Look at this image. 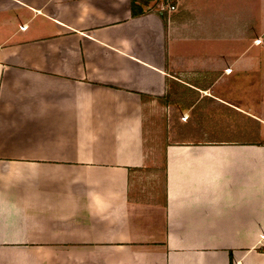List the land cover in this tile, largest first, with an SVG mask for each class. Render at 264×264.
Wrapping results in <instances>:
<instances>
[{
	"label": "crops",
	"instance_id": "0c3cea01",
	"mask_svg": "<svg viewBox=\"0 0 264 264\" xmlns=\"http://www.w3.org/2000/svg\"><path fill=\"white\" fill-rule=\"evenodd\" d=\"M260 3L0 0V264H264L262 118L201 50ZM172 84L179 111L157 101ZM175 115L197 135L157 159L146 128Z\"/></svg>",
	"mask_w": 264,
	"mask_h": 264
},
{
	"label": "rangeland",
	"instance_id": "374dc122",
	"mask_svg": "<svg viewBox=\"0 0 264 264\" xmlns=\"http://www.w3.org/2000/svg\"><path fill=\"white\" fill-rule=\"evenodd\" d=\"M244 3H246V1ZM262 4H264V0H261V3L257 8L259 16L261 15V17H259V21L256 24L251 23L241 16L239 18V23L234 24L235 28H237L236 32L242 34L241 38L204 42L202 43L201 50L202 52L211 53L209 57L215 58L216 56H219L221 60L225 59L226 62H223L225 63L223 66L231 65L233 73L230 76L223 77L227 78L228 82L226 83V87L220 88L219 91H221L227 98L232 99L231 101L236 105L243 108H250L251 113L257 114L262 118L259 129L262 133L260 137L264 139V6ZM255 31H257V33H255ZM257 35H260L261 40L255 45L253 44V36ZM210 45L213 47L209 48ZM237 56H239L237 63H232L231 58ZM173 86L174 85L171 87ZM172 106L176 111H179L178 106L175 107L173 104ZM172 106L170 105L168 107L170 108ZM233 115L235 114L226 113L218 118L221 128H226L229 125L227 118H230ZM162 117L157 120L156 127L152 120L150 127L146 128L149 143L153 145L155 140L157 141V159L161 154L159 148H162L164 144H168L169 141L176 139L187 140L197 135L196 132L190 133V130L188 131L189 133L180 132V127L175 123L178 115H175L172 131L169 130V126H171L169 123L170 119L166 116ZM208 121H210V118ZM202 122L203 123H201V121L197 122L195 118L192 120L194 128L200 127L197 128L200 130L208 127L204 124V121ZM198 123L200 126H198ZM239 123L242 127L247 126L249 128V122L244 118L240 119ZM154 130L157 132L156 135ZM192 130L195 131V129ZM204 133L207 137L212 138H227L226 136H228V134L226 136H224V134L218 136V134L213 131H204ZM248 136L249 135L247 134H243L242 137L247 139ZM262 238L264 239V234L262 235Z\"/></svg>",
	"mask_w": 264,
	"mask_h": 264
},
{
	"label": "trees",
	"instance_id": "16d2710c",
	"mask_svg": "<svg viewBox=\"0 0 264 264\" xmlns=\"http://www.w3.org/2000/svg\"><path fill=\"white\" fill-rule=\"evenodd\" d=\"M149 1L145 0V3H143L138 0H131V9L133 12V16L143 14L145 12V10L143 9V6H148ZM159 14H161V12H159ZM172 85L174 86L171 87ZM172 85H170L169 88H167V92L165 93L163 97L162 96L157 97L158 103H160L161 105H166V106L170 104H174V103L179 104L182 107L189 106L191 102L187 101L185 97L187 95L185 90L182 91V88L176 86L175 84H172Z\"/></svg>",
	"mask_w": 264,
	"mask_h": 264
},
{
	"label": "built area",
	"instance_id": "2783aa9c",
	"mask_svg": "<svg viewBox=\"0 0 264 264\" xmlns=\"http://www.w3.org/2000/svg\"><path fill=\"white\" fill-rule=\"evenodd\" d=\"M256 43H259L260 42V39H257L255 40ZM227 72H230L231 71V68H227L226 70ZM235 264H239L238 262H236Z\"/></svg>",
	"mask_w": 264,
	"mask_h": 264
}]
</instances>
